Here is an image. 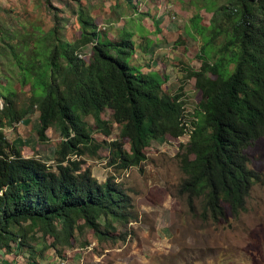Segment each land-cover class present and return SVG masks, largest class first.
<instances>
[{"label": "trees", "instance_id": "16d2710c", "mask_svg": "<svg viewBox=\"0 0 264 264\" xmlns=\"http://www.w3.org/2000/svg\"><path fill=\"white\" fill-rule=\"evenodd\" d=\"M75 16L79 34L72 41L61 37L57 14L39 35L32 30L13 41L0 31V55L10 54L25 96L19 100L8 78L0 76V251L16 250L33 260L44 249L35 245L47 236L60 254L56 246H69L85 228L98 240L123 239L126 232L115 224L136 219L131 190L113 175L98 180L82 164L105 147L107 165L138 166L150 141L185 130L188 138L176 153L184 174L178 194L190 209L199 199L201 217L221 218L225 206L242 209L258 179L244 149L264 135V0H226L200 26L207 34L195 54L199 65L184 68V77L193 78L200 92L187 121L181 85L167 93L161 89L163 75L127 62L134 50L130 36L99 37L80 8ZM198 19L190 17L194 30ZM87 44L85 60L78 54ZM106 109L108 119L102 117ZM34 112L37 141L47 140L50 123L59 135L50 163L24 157L2 132ZM85 116L105 137L114 123L117 136L97 140Z\"/></svg>", "mask_w": 264, "mask_h": 264}, {"label": "rangeland", "instance_id": "374dc122", "mask_svg": "<svg viewBox=\"0 0 264 264\" xmlns=\"http://www.w3.org/2000/svg\"><path fill=\"white\" fill-rule=\"evenodd\" d=\"M225 1L130 0V5L128 0H0V31L8 33L13 41L32 30L39 35L51 27L53 14H57L61 37L72 41L79 34L75 10L80 8L95 24L99 37L115 38L123 32L122 35L130 36L134 50L125 59L142 72L159 78L163 75L166 78L161 80L163 91L175 93L181 85L187 121L200 92L193 78L184 77V68L198 67L195 54L207 34L200 26H207L213 6ZM193 14L199 15L197 30L190 21ZM89 47L87 44L79 53L81 58H89ZM11 62L9 53L0 55V76H6L17 98L24 100L20 92L24 88H19L18 73ZM36 115L34 112L12 127L5 126L2 132L24 157L34 156L50 163L59 135L50 123L45 130L47 140L37 141ZM109 115L108 109L102 113L104 119ZM84 120L97 140L117 136L114 123L105 137L92 125L90 116ZM187 135L185 130L178 137L164 135L151 141L146 159L138 166L117 170L107 165L105 147L98 149L97 157L82 164L98 180L113 175L131 190L136 219L125 225L115 224L119 232H126L123 239L98 240L85 228L69 246H56L60 254L50 246L52 240L46 236L45 241L35 245L37 250L44 247L41 257L30 260L16 250L0 251V264H264V135L244 149L247 166L256 172L258 179L250 186L243 208L231 212L225 206L224 215L218 219L201 217L199 199L192 201L190 209L184 194L177 192L184 174L176 153ZM123 147L128 150L127 144Z\"/></svg>", "mask_w": 264, "mask_h": 264}, {"label": "clouds", "instance_id": "9594fccd", "mask_svg": "<svg viewBox=\"0 0 264 264\" xmlns=\"http://www.w3.org/2000/svg\"><path fill=\"white\" fill-rule=\"evenodd\" d=\"M181 135H182V134H181ZM152 141H154V140H152ZM150 142H151V141H150ZM150 142H149V144H150ZM148 146H149V145H148ZM148 146H147V147H148ZM147 147H146V148H147ZM146 148H145V156H146ZM145 159H146V158H145ZM145 159H144V160H145ZM144 160H143V161H144Z\"/></svg>", "mask_w": 264, "mask_h": 264}, {"label": "built area", "instance_id": "2783aa9c", "mask_svg": "<svg viewBox=\"0 0 264 264\" xmlns=\"http://www.w3.org/2000/svg\"><path fill=\"white\" fill-rule=\"evenodd\" d=\"M78 56H79V54H78ZM184 132H185V131H184ZM184 132H183V133H184ZM183 133H182V134H183ZM187 137H188V135H187Z\"/></svg>", "mask_w": 264, "mask_h": 264}, {"label": "bare ground", "instance_id": "6f19581e", "mask_svg": "<svg viewBox=\"0 0 264 264\" xmlns=\"http://www.w3.org/2000/svg\"><path fill=\"white\" fill-rule=\"evenodd\" d=\"M74 159V158H73Z\"/></svg>", "mask_w": 264, "mask_h": 264}]
</instances>
